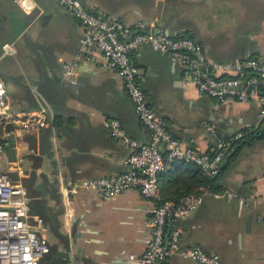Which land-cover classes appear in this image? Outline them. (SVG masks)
<instances>
[{
	"label": "crops",
	"instance_id": "1",
	"mask_svg": "<svg viewBox=\"0 0 264 264\" xmlns=\"http://www.w3.org/2000/svg\"><path fill=\"white\" fill-rule=\"evenodd\" d=\"M33 1L36 6L27 11L17 0H0V79L19 109L41 113L47 124L5 145L2 169L21 157L10 171L26 188L32 222L43 218L38 232L49 240V251L40 264H132L130 256L141 255L151 237L148 201L141 191L128 188L103 200L85 192L66 196L62 188L66 180L126 169L131 149L111 135V118H119L140 143L149 142L150 131L122 77L101 55L95 65L79 67L76 83L63 76L83 28L58 0ZM83 1L96 13L116 15L131 25L141 21L173 36H193L214 62L264 59V0ZM134 60L148 100L185 145L209 148L212 128L223 136L246 128L264 130L263 90L247 101L219 100L200 94L186 66L157 49L143 47ZM233 152L234 147L227 149L222 161L224 195H206L180 222V245H199L226 264H264V138L236 156ZM191 179L189 164L167 161L160 174L162 196L176 199ZM230 193L236 194L233 204ZM170 262L191 264L179 254Z\"/></svg>",
	"mask_w": 264,
	"mask_h": 264
},
{
	"label": "built area",
	"instance_id": "2",
	"mask_svg": "<svg viewBox=\"0 0 264 264\" xmlns=\"http://www.w3.org/2000/svg\"><path fill=\"white\" fill-rule=\"evenodd\" d=\"M58 1L83 28L75 56L64 63L63 76L76 83L79 67L95 65L97 54L101 55L103 63L116 69L122 77L134 109L151 135L149 142L140 143L128 134L119 118H111V135L122 139L131 149L124 160L126 169L108 176L66 180L62 192L66 196L93 193L103 200H109L128 188L141 191L148 201L146 209L149 212L151 237L141 255L130 256L132 264H172L170 260L174 254L191 260V264H226L217 253L207 252L199 245H180V222L187 220L199 208L206 195L221 197L224 193L204 188L201 193H185L178 199L164 198L160 174L167 161L184 159L198 165L205 175L216 176L227 149L242 133L223 136L212 128V146L209 148L185 145L172 133L148 100L134 54L143 47L157 49L186 66L200 94L219 100L234 98L239 101H247L259 89L264 92V59L246 56L230 62H214L207 56L203 43L193 36H173L163 30L147 28L141 21L131 25L116 15L104 16L94 12L83 0ZM17 2L27 11L36 6L33 0ZM7 50L10 52V47ZM218 70L228 74H218ZM261 100L262 116L264 96ZM46 124L41 113L19 109L11 101L6 85L0 79V264H40L49 251V240L38 232L43 218L36 216V223L32 222L26 188L21 181L13 179L10 171L17 167L21 157L8 160L9 169H2L5 145ZM230 195L233 204L236 194ZM239 203L241 208L243 199L240 198Z\"/></svg>",
	"mask_w": 264,
	"mask_h": 264
},
{
	"label": "trees",
	"instance_id": "3",
	"mask_svg": "<svg viewBox=\"0 0 264 264\" xmlns=\"http://www.w3.org/2000/svg\"><path fill=\"white\" fill-rule=\"evenodd\" d=\"M264 138V130L257 129H243L242 135L236 138L231 147H234V152L232 156H236L245 145H253L256 141ZM174 161V160H173ZM175 161H182L184 163L189 164L191 167V173L193 179L187 182V186L180 195L177 196L178 199L181 195L185 193H201L204 188H209L215 192L223 191L222 183H221V174L223 172L224 166L222 165L220 172L216 176H207L203 173L202 169L193 162L177 159ZM198 186H201V189H197ZM164 198H168L163 196Z\"/></svg>",
	"mask_w": 264,
	"mask_h": 264
},
{
	"label": "water",
	"instance_id": "4",
	"mask_svg": "<svg viewBox=\"0 0 264 264\" xmlns=\"http://www.w3.org/2000/svg\"><path fill=\"white\" fill-rule=\"evenodd\" d=\"M263 121H264V117H263V118H261L260 124H262V123H263ZM230 148H231V147H229V148H228V150H230Z\"/></svg>",
	"mask_w": 264,
	"mask_h": 264
},
{
	"label": "clouds",
	"instance_id": "5",
	"mask_svg": "<svg viewBox=\"0 0 264 264\" xmlns=\"http://www.w3.org/2000/svg\"><path fill=\"white\" fill-rule=\"evenodd\" d=\"M34 6V5H33ZM30 10V9H29Z\"/></svg>",
	"mask_w": 264,
	"mask_h": 264
}]
</instances>
